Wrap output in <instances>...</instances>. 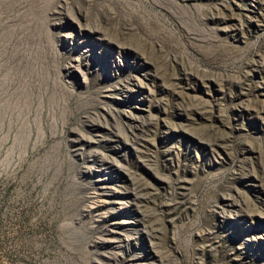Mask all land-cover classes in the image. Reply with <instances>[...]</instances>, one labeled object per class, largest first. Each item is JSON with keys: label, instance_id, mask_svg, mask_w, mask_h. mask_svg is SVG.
Listing matches in <instances>:
<instances>
[{"label": "rangeland", "instance_id": "obj_1", "mask_svg": "<svg viewBox=\"0 0 264 264\" xmlns=\"http://www.w3.org/2000/svg\"><path fill=\"white\" fill-rule=\"evenodd\" d=\"M0 264H264V0H0Z\"/></svg>", "mask_w": 264, "mask_h": 264}]
</instances>
